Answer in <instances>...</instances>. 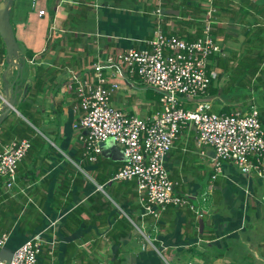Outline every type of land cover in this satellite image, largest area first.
<instances>
[{"label":"crops","instance_id":"1","mask_svg":"<svg viewBox=\"0 0 264 264\" xmlns=\"http://www.w3.org/2000/svg\"><path fill=\"white\" fill-rule=\"evenodd\" d=\"M214 3L213 35L224 53L209 63L215 90L209 87L206 97L185 106L211 107L213 100L219 102V112H246L254 104L264 128V63L255 75L237 73L243 70L239 60L264 53V0ZM10 4L9 22L18 51L10 64L6 42L0 40V149L21 138L31 146L18 166L15 186L6 190L0 180V233L9 234L1 258L10 260L27 239L47 229L44 238L55 242L56 264H264V184L228 163L212 181L211 152L200 156L194 129L181 133L166 167L178 190L189 194L190 202L201 210V217L188 208L169 207L158 219L141 218L133 184L108 183L123 164L121 148L112 142L103 145L94 165L82 160L80 132L73 128L77 102L67 89L70 76L86 74L97 57L136 47L137 40L149 38L158 0H12ZM160 4L165 32L186 40L198 37L204 0ZM38 10L47 15L38 18ZM112 77L119 84L111 98L115 107L142 119L159 109V101H150L146 89L151 88L140 85L136 77ZM18 78L22 81L16 84L15 114L6 113L3 100L12 96L11 85ZM95 184L104 185V192Z\"/></svg>","mask_w":264,"mask_h":264},{"label":"built area","instance_id":"2","mask_svg":"<svg viewBox=\"0 0 264 264\" xmlns=\"http://www.w3.org/2000/svg\"><path fill=\"white\" fill-rule=\"evenodd\" d=\"M161 1L151 13L155 25L149 38L137 40L136 47L97 57L86 74L70 76L67 89L77 102L73 128L80 132L82 160L89 165L97 162L107 142L121 148L123 164L108 183L133 184L141 218L158 219L169 207L188 208L201 217V210L190 202L189 194L178 190V183L170 179L166 167L167 156L181 133L194 129V143L200 156L207 150L211 152L212 181L222 174V165L228 163L246 178L254 176L264 184V128L254 104L246 112L223 109L214 113L209 111V103H199L194 109L184 107L188 101L208 95L212 78L210 59L224 57L213 35L217 9L214 0H204L200 34L186 40L165 32ZM46 15L45 10L37 11L38 18ZM124 74L160 93L158 110L142 119L111 103L113 94L119 90L112 76ZM30 146L28 139L21 138L1 147L0 180L6 190L15 186L18 166ZM96 187L104 192V185ZM133 226L140 231L136 224ZM46 230L27 239L10 260L1 258L9 234L0 233V264H56L55 242L45 240ZM141 235L152 246L149 238L142 232Z\"/></svg>","mask_w":264,"mask_h":264},{"label":"water","instance_id":"3","mask_svg":"<svg viewBox=\"0 0 264 264\" xmlns=\"http://www.w3.org/2000/svg\"><path fill=\"white\" fill-rule=\"evenodd\" d=\"M12 0H6L4 2L0 3V38L6 42V56L10 60V64L13 62V59L15 55H17L18 51V46L15 41V37L12 32L11 24L9 22V7L11 6L10 2ZM13 35V36H12ZM14 88L11 85V97L7 100L5 99L6 102H4V106L7 108L6 113L8 110L13 109L14 105V98L16 95H14ZM199 226H200V232H202V227H203V221L200 218L199 219Z\"/></svg>","mask_w":264,"mask_h":264},{"label":"trees","instance_id":"4","mask_svg":"<svg viewBox=\"0 0 264 264\" xmlns=\"http://www.w3.org/2000/svg\"><path fill=\"white\" fill-rule=\"evenodd\" d=\"M248 38H249V36L247 37V39ZM0 40L3 44L4 41L2 39H0ZM187 40H192V39H187ZM263 63H264V53H262L256 57H253L252 55L249 54V55L245 56L243 59L239 60L237 65H240L241 66L240 68H242L243 70H241L240 72L237 71V73H239V74L247 73L248 74L249 72H251V73H254V75H255L256 72H261V70H263V68L261 66ZM219 65H220V63H219ZM21 81L22 80H20V78H18L15 80L14 84L12 85L14 88H16V89H14L15 90L14 95H17V93H18L17 85L19 86L21 84ZM226 112H228V111H226ZM23 126H24V128H26L24 123H23Z\"/></svg>","mask_w":264,"mask_h":264},{"label":"rangeland","instance_id":"5","mask_svg":"<svg viewBox=\"0 0 264 264\" xmlns=\"http://www.w3.org/2000/svg\"><path fill=\"white\" fill-rule=\"evenodd\" d=\"M9 11H10V7H9ZM9 17H10V14H9ZM9 19V18H8ZM14 35V34H13ZM12 35V36H13ZM211 60V59H210ZM247 81H248V83L250 82V78H248L247 77ZM253 82V81H252ZM215 83H216V81H215V79H212V82H211V84H210V88L211 87H213L214 88V85H215ZM142 88H144V87H142ZM213 88H212V91H213ZM145 89V88H144ZM146 90H148L149 92H148V94H149V96H150V101L151 102H153V103H158V101H159V99H160V93H158V92H155V91H153V90H151V89H146ZM209 90V89H208ZM214 90H215V88H214ZM215 92V91H214ZM217 106H219V102L217 103V102H215V101H211V107H210V109H209V111L210 112H214V113H219V110H217L216 109V107ZM185 108H188V109H194L192 106H184ZM195 107V106H194ZM13 112V114H15V109L13 110V109H10V110H8V112ZM21 112H22V110H20ZM24 114V113H23ZM58 141V140H57ZM207 150V149H206ZM79 158V157H78ZM74 162L78 165V166H80V167H83V168H85L84 167V165L81 163V161L80 160H78V159H76V160H74ZM72 164V163H71ZM73 165V164H72ZM74 166V165H73ZM78 169V168H77ZM85 170V172L87 171L88 172V170L85 168L84 169ZM82 173L84 174V171H82ZM85 175V174H84ZM90 180V179H89ZM95 188V187H94ZM96 189V188H95ZM135 202H136V204H137V199H135ZM138 206V205H137ZM154 247V246H153ZM152 247V248H153ZM148 248H151V246L150 247H148ZM154 250V249H153Z\"/></svg>","mask_w":264,"mask_h":264}]
</instances>
